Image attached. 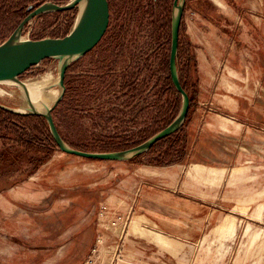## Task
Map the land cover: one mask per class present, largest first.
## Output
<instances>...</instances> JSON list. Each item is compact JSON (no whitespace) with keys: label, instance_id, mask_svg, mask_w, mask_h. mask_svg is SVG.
I'll return each mask as SVG.
<instances>
[{"label":"rangeland","instance_id":"1","mask_svg":"<svg viewBox=\"0 0 264 264\" xmlns=\"http://www.w3.org/2000/svg\"><path fill=\"white\" fill-rule=\"evenodd\" d=\"M71 1L0 0V45L12 38L66 35L78 5L63 11L55 6ZM107 1L106 32L92 50L69 60L64 92L50 109L63 141L85 151L116 152L143 142L169 125L182 106L181 95L177 99L167 85L173 0ZM42 4L52 8L18 31L27 13ZM183 4L176 67L194 103L169 138L137 158L102 161L61 151L46 120L18 111V91L0 83V105L7 108L0 110L26 116L8 122L38 138L27 148L18 145L14 133L5 131L0 137V264H264V0ZM191 12L205 23L196 30ZM198 29L204 37L201 45L192 39L200 35ZM189 51L195 71L189 70ZM228 52L234 68L223 73L218 65ZM198 55L204 63L200 70ZM61 62L58 57L43 59L17 79L56 75ZM229 97L236 104L225 102ZM214 98L223 103L210 104ZM207 111L237 114L238 136L197 137L186 155L193 117ZM8 122L4 125L10 128ZM212 123L219 124V117ZM182 131L184 156L165 164L166 151ZM47 134L52 142L44 139ZM201 161L223 163L219 168H224H202ZM71 170L73 183L66 181ZM201 172L213 183L212 195L203 203L208 214L223 215L217 222L183 217L187 203L195 205L187 193H193L194 177ZM217 172L224 179L219 195ZM175 182L170 192L180 206L170 236H164L139 212L137 191L142 185L170 189Z\"/></svg>","mask_w":264,"mask_h":264},{"label":"water","instance_id":"2","mask_svg":"<svg viewBox=\"0 0 264 264\" xmlns=\"http://www.w3.org/2000/svg\"><path fill=\"white\" fill-rule=\"evenodd\" d=\"M80 0H72L66 6H55L57 9L69 10L77 6ZM184 0H173V6L178 11L173 16L172 33L168 58L169 77L176 91L182 97V106L175 119L161 131L155 133L147 140L131 147L116 152L85 151L69 147L61 138L55 125L50 109L37 113L42 116L49 127L56 146L63 152L88 159L117 160L125 157L136 156L150 149L155 143L172 133L185 119L189 109V96L182 86L176 67V59L179 45L180 26L184 9ZM46 5H39L29 11L17 26L18 31L31 18L44 12ZM52 8V7H51ZM109 23V6L107 0H86L82 16L74 27L62 37H45L39 39L20 40L12 38L0 45V79L17 77L40 61L50 57L62 59L59 70V85L61 94L64 92V79L69 60L85 55L101 40ZM19 80V79H18ZM59 96V97H60ZM58 97V99H59ZM58 99L54 104L57 103ZM5 108L4 106L0 105ZM7 109V108H5ZM29 114L31 112H21Z\"/></svg>","mask_w":264,"mask_h":264},{"label":"crops","instance_id":"3","mask_svg":"<svg viewBox=\"0 0 264 264\" xmlns=\"http://www.w3.org/2000/svg\"><path fill=\"white\" fill-rule=\"evenodd\" d=\"M224 5H226V3H224ZM190 14H192L190 16V24L191 26L196 30L197 27L204 25L205 23H203V19H201L200 15L198 16L195 12H191ZM186 15L188 16V14L186 13ZM189 20V19H188ZM233 22H230V24H232ZM198 35L196 36V38L192 36V39H194V41H196L197 43H199L200 45L203 43L204 41V37L202 34L201 29H198ZM232 47H230V49H232ZM201 49V48H199ZM198 49V50H199ZM229 49V50H230ZM226 59L223 60V62H220V64L218 65L219 69L222 68V72H229L232 70V68H234V66H232V64H230V62L232 61L233 57L231 56L230 52H228L226 54ZM198 59V67L200 70V67H204V63L202 61V58L200 55H198L197 57ZM202 61V65L201 62ZM243 60L241 59V65H245V62H243ZM246 66V65H245ZM242 67V66H241ZM204 71V70H203ZM206 72V71H204ZM83 77V75L81 76V78ZM100 84V83H99ZM224 101V100H223ZM227 103H234L236 104V101L229 97L228 101H225ZM213 103H223L220 102L219 100H217L216 98L213 99V102H210V104ZM205 110L206 107H204ZM237 114H228V115H221V114H209V112H205V113H198L195 114L193 117V121L190 125V129L187 132V136L189 134L188 138V145L186 148V155L190 154L191 151V147L195 144L196 142V138L197 137H218V136H238L235 133V130L238 129L239 127V123L240 120L236 118ZM214 117H219V124H213L212 121L214 120ZM197 129V130H196ZM233 153H235V150H233ZM65 158V157H63ZM185 159V158H184ZM183 159V160H184ZM182 160V162H183ZM105 161V160H102ZM63 164L68 163L67 161H63ZM202 163V164H201ZM199 164L201 165L202 168H206V169H213L214 166H216L217 168L224 166V164H220V165H214L212 163H208L207 161H201L199 162ZM199 164H197L199 166ZM97 164H91L90 166L94 167ZM178 165L177 164H173L167 167H172ZM184 165H182L183 167ZM97 167V166H95ZM224 168V167H223ZM223 168H219V169H223ZM217 169V170H219ZM168 171V170H167ZM72 173H75L74 170L69 171V176L66 181H71V179H73V181H71V183L74 182V177L72 178L70 175ZM163 174V172H162ZM190 175L192 176V172L190 173ZM216 182L214 183V185H216V191H217V195H219L223 189H224V179H223V174H219V172H217L216 174ZM194 181L195 183L192 185L193 188V193H187L189 195L188 200H190L191 202H194V204H188L187 206H189L190 208H188L187 210H184V213H186L185 215H183V217H188L190 220H195V218H198V221H200L201 219H204L205 223H209V218L212 217L214 219H216L214 222H217L219 219H221L223 217L222 214H216L213 216V214H208V208L205 206V204L203 202L207 201L210 199L211 197V190L209 189V186H213V183L210 182L209 178H206L205 174L201 172V174L199 176H195L194 177ZM69 183V182H67ZM155 185V184H153ZM157 190L155 191V187L154 186H145L142 185L141 188L137 191L138 192V200H137V207L139 208V212H141V215L146 216L147 218L150 219V221H152L153 223L156 224V226L158 228H160V230L164 233L167 234L168 236H170V233L172 232V229L174 227V223L176 222L175 220L177 219V215L175 214V210L180 206L177 203V199H175L173 193H171L170 191L176 189V182L174 183V185L172 186V188L170 189H160V188H156ZM201 202V203H199ZM199 207V210H197ZM204 207V209L206 210L205 214H198L203 213L204 211H202V208ZM182 216V215H180ZM218 218V219H217ZM202 221V220H201ZM166 235V236H167ZM165 236V235H164Z\"/></svg>","mask_w":264,"mask_h":264},{"label":"bare ground","instance_id":"4","mask_svg":"<svg viewBox=\"0 0 264 264\" xmlns=\"http://www.w3.org/2000/svg\"><path fill=\"white\" fill-rule=\"evenodd\" d=\"M85 3L86 0L79 1V11L74 25L80 20L82 16ZM46 6V9L51 7L48 5ZM177 11L178 8L175 7L174 14H176ZM0 83L9 84L14 89H16V91H18L22 99L21 106L18 109V111L21 112L42 113L48 111L54 105L62 90L59 85V73H57L56 75L49 73L44 76H40L37 78L34 77L25 81H20L15 77L1 78ZM3 94L4 91L0 88V96Z\"/></svg>","mask_w":264,"mask_h":264},{"label":"trees","instance_id":"5","mask_svg":"<svg viewBox=\"0 0 264 264\" xmlns=\"http://www.w3.org/2000/svg\"><path fill=\"white\" fill-rule=\"evenodd\" d=\"M178 59H179V52L177 53V61H178ZM187 61L189 62V70L192 68V70L194 69V71H195V58H194V54L191 51L188 52ZM190 73L191 72H189V74ZM179 79H180L182 86L187 91V88H186L185 84L183 83V80H182L183 77H182L181 73H180ZM167 85L170 87L173 95L177 99L180 100V94L174 88L169 76L167 79ZM189 101H190V108H189V112H190L191 106L193 105L194 102L192 101V98H190ZM6 115L9 116V118ZM11 117H16V118H20V119L26 118V116H24V115L13 114V113H10L8 111L0 110V137H4V135H6L5 131H7L9 133H14L17 136L15 141L18 143V145H21V146H24L27 148H32L33 144H35V141H37L38 138L34 135V133L28 135V133H27V132H29L28 129H26V130L21 129L22 131H20V128H19L16 131L17 125L15 126V130H14V124L13 123L11 124V122H8V119H10ZM42 120L44 121V119H42ZM7 122L10 125V128L7 127L6 125H4ZM167 138H169V136L165 137L163 139H167ZM44 139L47 140L48 142H50V141L52 142L49 134H47L44 137ZM45 140H43V141H45ZM185 143H186V136H185V133L182 131V134L180 136H178L172 144H170L169 149L166 151L165 157L167 160L165 161V164L177 162L178 160H180L184 156V154H185ZM76 148L80 149V147H77V146H76ZM53 150L54 149H53V144H52L51 147L49 146V152L47 153L46 158H48L50 156V154L52 153ZM135 157L136 158L139 157V154L136 155Z\"/></svg>","mask_w":264,"mask_h":264},{"label":"flooded vegetation","instance_id":"6","mask_svg":"<svg viewBox=\"0 0 264 264\" xmlns=\"http://www.w3.org/2000/svg\"><path fill=\"white\" fill-rule=\"evenodd\" d=\"M82 56H84V55H82ZM82 56H79V57H82Z\"/></svg>","mask_w":264,"mask_h":264}]
</instances>
